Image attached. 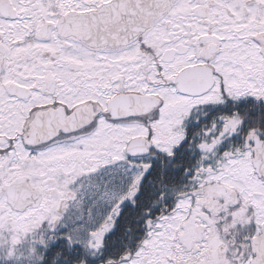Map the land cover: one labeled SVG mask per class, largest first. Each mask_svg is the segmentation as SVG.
Returning <instances> with one entry per match:
<instances>
[{"label":"snow or ice","instance_id":"snow-or-ice-1","mask_svg":"<svg viewBox=\"0 0 264 264\" xmlns=\"http://www.w3.org/2000/svg\"><path fill=\"white\" fill-rule=\"evenodd\" d=\"M0 264H264V0H0Z\"/></svg>","mask_w":264,"mask_h":264}]
</instances>
